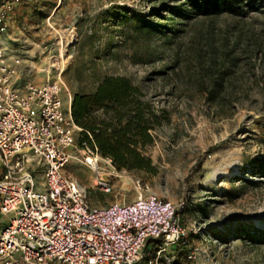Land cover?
<instances>
[{
	"label": "rangeland",
	"instance_id": "1",
	"mask_svg": "<svg viewBox=\"0 0 264 264\" xmlns=\"http://www.w3.org/2000/svg\"><path fill=\"white\" fill-rule=\"evenodd\" d=\"M36 2L28 28L6 38L9 57L21 58L18 85L61 78L67 105L66 86L75 96L105 74L125 75L172 112L149 150L154 170H120L105 191L90 186L89 166L73 161L69 171L89 186L91 204L156 193L182 208L197 264H264V54L257 52L264 0L243 20L176 16L173 23L167 6L180 0ZM136 11L171 25L169 41L120 17ZM216 48L240 58L219 100L206 89Z\"/></svg>",
	"mask_w": 264,
	"mask_h": 264
},
{
	"label": "built area",
	"instance_id": "2",
	"mask_svg": "<svg viewBox=\"0 0 264 264\" xmlns=\"http://www.w3.org/2000/svg\"><path fill=\"white\" fill-rule=\"evenodd\" d=\"M22 1L0 0V264H197L174 201L140 192L94 206L69 171L77 159L94 171L90 186L110 191L119 170L80 142L61 78L17 84L21 58L9 57L6 38Z\"/></svg>",
	"mask_w": 264,
	"mask_h": 264
},
{
	"label": "trees",
	"instance_id": "3",
	"mask_svg": "<svg viewBox=\"0 0 264 264\" xmlns=\"http://www.w3.org/2000/svg\"><path fill=\"white\" fill-rule=\"evenodd\" d=\"M180 1L175 6H167L171 13L168 16L170 23H173L176 16L193 19L231 15L243 20L257 0ZM120 17L130 20L137 32H146L150 36L160 34L162 38L168 39L169 29H173L171 25L154 22L144 12L136 11L131 16L121 13ZM257 47V52L264 54L262 41ZM212 60L217 67L210 73L206 89L210 99L219 100L228 82L233 79L232 69L240 58L234 52L216 48ZM73 115L82 128L80 142L87 140L97 145L103 155L113 159L119 171L154 170L149 150L156 145L159 132L165 124L172 121L171 110L160 106L143 85L128 76L118 74L101 76L91 92H76L73 99ZM259 166L264 169V162Z\"/></svg>",
	"mask_w": 264,
	"mask_h": 264
},
{
	"label": "crops",
	"instance_id": "4",
	"mask_svg": "<svg viewBox=\"0 0 264 264\" xmlns=\"http://www.w3.org/2000/svg\"><path fill=\"white\" fill-rule=\"evenodd\" d=\"M36 1L34 0L22 1V3L17 8L10 32L21 34L24 29L28 28V22H29L28 20L33 14L32 7H34L35 4H37Z\"/></svg>",
	"mask_w": 264,
	"mask_h": 264
},
{
	"label": "bare ground",
	"instance_id": "5",
	"mask_svg": "<svg viewBox=\"0 0 264 264\" xmlns=\"http://www.w3.org/2000/svg\"><path fill=\"white\" fill-rule=\"evenodd\" d=\"M61 67H62V66H60V70L63 71L64 69H63V68L61 69Z\"/></svg>",
	"mask_w": 264,
	"mask_h": 264
}]
</instances>
